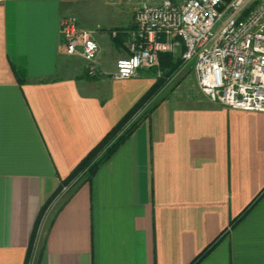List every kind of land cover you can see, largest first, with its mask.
Listing matches in <instances>:
<instances>
[{"label": "crops", "instance_id": "1", "mask_svg": "<svg viewBox=\"0 0 264 264\" xmlns=\"http://www.w3.org/2000/svg\"><path fill=\"white\" fill-rule=\"evenodd\" d=\"M68 14L98 27L95 76L65 51ZM133 25L131 6L109 0L0 1V264H189L219 235L198 264H264V112L210 102L189 63L91 179L43 209L158 82L159 58L126 79L103 68L104 43L114 63L127 56Z\"/></svg>", "mask_w": 264, "mask_h": 264}, {"label": "built area", "instance_id": "2", "mask_svg": "<svg viewBox=\"0 0 264 264\" xmlns=\"http://www.w3.org/2000/svg\"><path fill=\"white\" fill-rule=\"evenodd\" d=\"M109 1L128 4L134 17L126 34L128 55L115 61L114 79L135 77L156 67L160 53L179 49L182 62L194 61L207 100L264 112V0ZM59 27L66 53L80 55L87 73L97 75L98 27L80 26L72 14L61 17Z\"/></svg>", "mask_w": 264, "mask_h": 264}, {"label": "trees", "instance_id": "3", "mask_svg": "<svg viewBox=\"0 0 264 264\" xmlns=\"http://www.w3.org/2000/svg\"><path fill=\"white\" fill-rule=\"evenodd\" d=\"M158 58L161 65V74L155 86L149 92H147L143 96V98L131 110H129L103 136V138L79 161V163L75 166V168L69 174V176H67L65 179L60 181V184L57 187L56 191L48 199L43 209H45L49 205V203L59 194L63 186L70 185L73 180H76L75 183L70 185V188L67 191L66 194V200H67L78 188V186L82 182L83 176L86 177V180L91 179V177L96 172L97 168L111 157V155L116 151L119 145L123 143V141L128 137V135L135 128V126L138 124L139 121V119H137L136 121L132 122V124L128 126L125 130H123L128 120L143 104H145L150 99L151 93L155 92L156 89H158V86L160 87V84L164 86L165 79H167L170 75L175 74L180 68V65L182 64L181 58L173 57L170 52L160 53ZM247 211L248 208H246L236 218H234L233 221L231 222V226H233L236 222H238ZM33 239H34V235L32 237L31 244ZM219 239H220V235L215 240L210 242L205 248H203L189 264H198L205 256L208 255V253L213 249V247L216 245ZM30 253H31V245L27 249V254L25 259L26 262L29 260V257L31 255Z\"/></svg>", "mask_w": 264, "mask_h": 264}, {"label": "rangeland", "instance_id": "4", "mask_svg": "<svg viewBox=\"0 0 264 264\" xmlns=\"http://www.w3.org/2000/svg\"><path fill=\"white\" fill-rule=\"evenodd\" d=\"M105 38H107V40H109V37L104 35ZM110 55H111V49L109 47V45L105 44L103 45V52L101 54V59L103 60V68L105 70H114L115 69V63L113 61L110 60ZM189 64L192 66L194 64V61H190ZM182 65H187L183 62ZM181 68V67H180ZM179 68V69H180ZM178 71L175 74L170 75L167 79H165V84L167 85V87L164 89V94L167 93V91H170L172 89H175L177 87V85L182 81V78L185 75L190 74V70H186V69H181V71ZM190 69V68H189ZM161 74V73H160ZM145 107V105L143 104L134 114L133 116L128 120V122L125 124L123 130H125L128 126H130L132 124V122L136 121L137 119H139L142 115H144L145 111H143V108ZM146 110V109H145ZM122 130V131H123Z\"/></svg>", "mask_w": 264, "mask_h": 264}]
</instances>
